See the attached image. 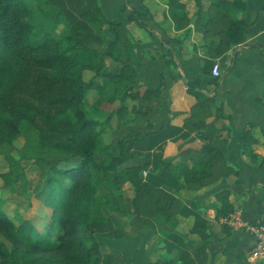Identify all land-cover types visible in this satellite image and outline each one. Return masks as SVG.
Returning <instances> with one entry per match:
<instances>
[{
    "label": "crops",
    "instance_id": "1",
    "mask_svg": "<svg viewBox=\"0 0 264 264\" xmlns=\"http://www.w3.org/2000/svg\"><path fill=\"white\" fill-rule=\"evenodd\" d=\"M61 1L69 10L75 3L82 13L99 6L119 21L127 0H97L98 6ZM244 1L247 40L229 46L228 20L217 8L207 27H196L200 8L182 2L190 14L175 15L169 0H154V24L166 42L154 40V57L144 65L150 73L154 68V96L160 92L154 131L167 137L162 148L180 189L175 181L163 187L176 198L171 205L151 189L154 225L134 217L133 249L115 252L112 264H147L153 234L154 264H264V258L250 256L256 244L252 228L264 220V0ZM176 17L194 21L178 27ZM214 63L221 65L220 79L212 74Z\"/></svg>",
    "mask_w": 264,
    "mask_h": 264
},
{
    "label": "trees",
    "instance_id": "2",
    "mask_svg": "<svg viewBox=\"0 0 264 264\" xmlns=\"http://www.w3.org/2000/svg\"><path fill=\"white\" fill-rule=\"evenodd\" d=\"M45 3L47 5L30 6L26 0H0V144L11 143L17 136L36 130L39 141L25 148L28 159L47 164L52 158L63 156L76 158L78 163L66 168L55 166L46 180L40 181L38 189L46 195V206L50 210L42 225L28 221L17 225L0 208V230L14 245L16 256L21 252H34L40 259L44 256L58 263L92 264L94 254L85 241L89 228L109 224L102 211L104 206L123 214L125 204L130 208L128 199L115 194L107 195L105 201L99 199L97 180L130 181L136 191L146 187L156 189L171 205L176 198L163 187H171L173 181L179 187V178L168 172L170 160L164 156L162 148L167 137L161 131H154L153 125H149L148 133L131 135L122 141L131 160L144 152L146 159L141 164L127 162L122 154L109 153L102 162L97 158L98 122L89 117L84 106L90 88L84 81V72L93 62L81 58L86 47L80 44L95 31L101 32L102 24H108L117 34V27L126 25V21L136 22L162 45L166 38L155 24H149L145 8L129 0L123 7L125 20H110L99 6L95 13L80 12L100 25L94 28L78 17L76 5L72 4L74 8L69 10L61 0H45ZM215 3L218 12L228 20L225 35L229 46L244 44L248 28L243 18L246 2L218 0ZM39 11L59 23L58 17L62 15L72 25L59 40H54L47 25L42 24L43 19L37 18ZM30 77H36L34 83L39 93L33 100L21 99L19 93ZM126 87L115 89L117 98L122 97ZM159 94L157 91L155 96ZM141 138L145 140L143 148L138 145ZM155 148L158 152L154 154ZM9 163V172L1 177L6 186H13L26 179V175L15 159ZM160 199L156 200L161 203ZM133 214L144 226L150 225L136 212Z\"/></svg>",
    "mask_w": 264,
    "mask_h": 264
},
{
    "label": "rangeland",
    "instance_id": "3",
    "mask_svg": "<svg viewBox=\"0 0 264 264\" xmlns=\"http://www.w3.org/2000/svg\"><path fill=\"white\" fill-rule=\"evenodd\" d=\"M199 1L172 0L169 5L175 15L190 14L185 4H193L197 10L200 8L201 15H198L199 18L198 16L194 18L197 23L194 25L202 27L210 15H215L216 6L214 5L218 0H201V6ZM26 2L30 6L47 5L45 0H26ZM95 2L97 0H84L82 4ZM130 2L133 3L134 0H130ZM182 2L185 3H183V8ZM134 4L142 5L145 8L148 12H146L148 22L153 25L154 0H140ZM74 5L76 4L74 3ZM98 5H100L99 2H97ZM77 15L81 20L89 23L91 28L100 26L92 23V19L85 14L77 11ZM36 16L40 20L43 19L42 24L47 25L46 28L54 40H59L72 25L70 20L62 15L58 17L60 23L52 17L46 18L40 11ZM126 18L124 14L122 19L125 20ZM175 19L174 22L178 27L185 25L188 20L194 21L191 18L182 20V18L176 17ZM126 24L127 26L117 27V34L113 33L114 31L108 24H102L100 26L103 29L101 32L95 31L93 36L87 37L80 44L81 47H86L81 58L93 62V66L89 65V68L84 72V81L90 86L84 98V106L89 117L98 122L97 158L100 162L104 160V155L109 153L122 154L127 162H134L143 157L144 152L140 153V157L136 156L131 160L130 152L122 141L131 135L148 133L149 125H153L154 99L156 98L154 96V68L150 73L144 64H147L146 62L154 57V39L136 22L126 21ZM207 26L208 24L204 27ZM222 26L225 25L219 21V27ZM30 79L31 77L20 91L19 98L33 100L38 95L39 91L36 83H34L36 77ZM114 79L117 81L114 82ZM118 86L120 88L127 86L121 98H117L115 93ZM38 141V131L34 130L17 136L12 139L11 143L0 144V208L17 225L25 221L35 225H42L45 222L50 210L46 206V195L42 193V189H38L40 181L43 179L45 181L47 174L55 166L66 168L78 163L76 158L63 156L52 158L47 164L36 163L33 159H28L25 148L36 145ZM138 145L142 148L146 146L145 140L141 138ZM12 159L21 164L26 179L20 180L13 186H6L1 176L9 172V161ZM143 175L146 177L145 172ZM97 182L99 199L105 201L107 195L115 194V196L128 199L127 202L130 204L128 209L126 204L122 207L126 212L125 214L122 211H111L104 206L102 211L104 216L109 219V224L102 227L103 229L99 224H96L89 228L91 233L85 234L87 248L94 254L92 264H112L115 252L133 249L136 232L132 221L135 217L134 212L140 217L148 218L143 217L150 223L149 226L154 225L152 197L154 198L155 193L153 194L149 187L136 191L135 186L130 181L97 180ZM133 200L135 202L132 204L131 201ZM16 235L20 236L17 231ZM8 238L0 230V264H63L44 256H41L42 259H40L34 252H21L16 256V253H13L14 245ZM152 250H154V234L147 244L146 251H149L147 264H154L153 253L150 254Z\"/></svg>",
    "mask_w": 264,
    "mask_h": 264
},
{
    "label": "built area",
    "instance_id": "4",
    "mask_svg": "<svg viewBox=\"0 0 264 264\" xmlns=\"http://www.w3.org/2000/svg\"><path fill=\"white\" fill-rule=\"evenodd\" d=\"M212 74L216 78L221 77L222 73L220 63L214 64ZM252 231L256 238V244L254 249L251 251L250 256L254 260H259L264 258V220L260 222L259 225L253 227Z\"/></svg>",
    "mask_w": 264,
    "mask_h": 264
}]
</instances>
